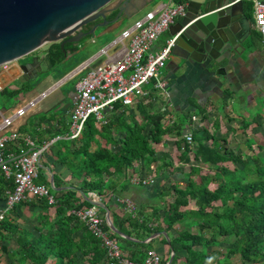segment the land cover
<instances>
[{
    "label": "trees",
    "instance_id": "1",
    "mask_svg": "<svg viewBox=\"0 0 264 264\" xmlns=\"http://www.w3.org/2000/svg\"><path fill=\"white\" fill-rule=\"evenodd\" d=\"M247 6L252 8L251 3ZM50 53L53 64L64 60L58 44L50 47ZM153 98L150 94L138 100L135 109L140 121L129 113L131 109L116 103L104 113V123L90 116L74 141L52 144L53 164L67 168L78 185L73 186L75 191L59 195L52 191L56 195L54 204L36 198L43 210L55 209V218H39V223L48 225V229L44 230V226L37 238L21 242L19 254L23 260L29 264H105L101 241L71 213L91 206L85 198L77 199L78 192L103 196L105 190H113L107 183L127 170L136 172L139 168L156 176L164 168V175L168 170L171 177L163 178L165 185L159 189L161 202L154 204L148 215L138 211L136 218L127 216L120 223L113 216L120 232L130 236L139 230L134 235L137 240L165 232L169 242H163L174 253L170 264H236V258L240 264H264V155L258 154L264 152V144L254 147L247 140L252 153H235L228 148L226 139L216 138L220 123L214 122L212 130L203 125L191 128L186 118L177 117L168 125L163 120L166 113L150 112ZM231 101L233 114H239L236 101ZM261 104L257 113L241 116L244 129L261 116L264 100ZM207 119L203 116L201 120ZM186 130L192 135L191 144L185 142ZM171 134L177 138L179 165L173 174L169 172L174 169L168 156L164 154L163 163L157 164L153 148L154 144L164 147L166 136ZM36 182L45 181L38 175ZM9 185L12 191V180ZM4 224L6 229L13 227L5 218L0 227L5 228ZM123 224L128 225L127 231ZM104 229L108 231L106 226ZM78 231L82 234L76 239ZM224 242H230L229 247H221ZM170 251L161 264L167 263Z\"/></svg>",
    "mask_w": 264,
    "mask_h": 264
},
{
    "label": "crops",
    "instance_id": "2",
    "mask_svg": "<svg viewBox=\"0 0 264 264\" xmlns=\"http://www.w3.org/2000/svg\"><path fill=\"white\" fill-rule=\"evenodd\" d=\"M154 1L155 0H130L128 4L125 5L126 15L124 17L135 15L147 6H151ZM261 1L264 3V0ZM178 2L183 3L180 0H169L168 3ZM240 2H242L241 14L239 13V10H237V17L233 20L232 24L234 37L237 39V43L235 44L236 46H234L235 50L231 51L229 59L225 57V53L220 54L216 51L212 53L210 58H206L202 55V53H195L196 55L194 56L197 60L189 59V53H186L183 49H178L174 53H171L170 57L160 68L158 80H164L166 82V87L161 90L163 92H158L157 94L152 92L151 95L153 97L157 95L158 100L162 99V101H164L167 105L169 111H175L174 115L176 118H186L191 116L196 119V121H203L201 120L203 116L225 118V99H227V101H236L235 91L237 90V86H243L246 89V93H251L250 95H247L251 96L249 100L255 102L262 97L264 100V91L261 89L262 85H264V39L253 26V2L250 0ZM234 3H236L235 0ZM250 3L252 4V8L247 6V4ZM161 4L163 3L154 6L153 9L146 11V13L154 10ZM183 4L185 5V13H188L189 16H193L196 13L197 15L201 14L194 6L191 5L188 9L187 4ZM107 19H109V17H106V20ZM181 20L182 17L177 18L173 25ZM98 21L101 22V20ZM118 24L119 23L117 22L105 27L103 33ZM163 35H165V38L163 42H161L162 44H158L159 38ZM160 37L157 40V45L155 43L154 50L161 48L165 41L170 38L168 29ZM92 42H94V39H92ZM52 45L53 44H49L47 48H44L41 54L33 52L24 56L26 57L24 61L31 58L32 55L40 60H43L45 56L49 55L50 59V47ZM64 48L71 54L78 49V46L72 47L70 45H65ZM95 53L96 52L92 53L91 56L94 57L96 55ZM184 56L187 57V59H184ZM20 59L13 61L9 69L0 71V86L2 87L0 93H4L7 86L12 83L17 81H27L35 76L45 73L36 68L23 70L21 66L25 64H20ZM65 59L66 58L64 57V60ZM44 64V67H46L47 70H50L57 63L53 64L51 62L52 67L50 69H48L46 63ZM165 66L166 72L163 73L162 69ZM27 74L29 75L26 76ZM56 86L50 88L47 92L42 93L44 96L41 94L42 98H40L41 96L37 98L36 104L39 101L46 99V95L56 88ZM20 87L22 88V86H19L10 89L8 95L16 92L17 98L21 97ZM151 88L152 85L150 84L145 87V90H150ZM247 96L241 98L240 100H245ZM73 97L74 94H72V100ZM31 101L32 100L28 101V103ZM36 104L32 108L28 109L22 117L16 118L9 128L1 131L0 138L11 134H16L18 136L16 140L6 142L5 153L14 154L18 153L21 149L24 150L26 148L24 139L26 138H30L35 145L39 146L53 140L57 136H65V134L69 133V111L71 110L73 103L68 108L62 106L58 111H56V109L52 112L46 111L43 114L38 111H31L36 108ZM25 106L26 105H24V107ZM226 107L232 111V104L229 106L227 105ZM20 108H22V106H17L15 112ZM218 108L222 110L221 113L218 111ZM189 122L190 121L187 120V124ZM188 125L191 127L190 124ZM186 133L190 132L186 130L185 134ZM57 141L72 142L74 140L61 139ZM174 141L176 142L177 138ZM55 142L52 144L54 145ZM175 142H173V147H175ZM52 144L41 158L39 175H41V178L45 181L43 184L47 183L46 185L49 186L51 195L55 198L56 195L53 194L52 191H55L57 195H59L58 193L60 192L64 193L75 191L72 188H74L73 186L78 185V181L71 177L70 171L67 168L62 165L53 164L54 157L52 156L50 150L53 146ZM165 144L164 147H166ZM158 174L163 175L160 176V178L155 179V174L153 173L151 174L150 172H145L143 169L139 168L136 172H133L132 169H130L122 175L115 176L111 182H108L107 184H110L109 187H112L113 190H105L103 196H100L95 192L88 194V196L95 195L100 198L99 202L103 203L109 210L111 221L115 229L127 237L126 239L122 238L113 232L108 226L106 212L97 207V210L101 209V212L98 211V213L102 220L101 229L103 233L107 238L115 240L117 246L122 251L124 258H126L129 262L143 263L146 253L150 250L158 253L161 261H163L167 258L170 251L169 246L163 242V239L166 241L163 235L154 238H151L153 235H150V237L145 240H137L134 235L135 233L139 234V230H136L130 236H127L126 234L120 232L113 222V216H115L116 222L120 223L123 222L127 216L136 218L139 213L138 211L144 213L145 215L151 213L152 206L161 202L159 199V189L161 190L163 185H165L163 178H167L169 175L168 172L164 175V172L161 171ZM135 175H154V182L143 187L133 186L129 182V177ZM11 180L12 179L7 178L0 169V213H2V211L6 208V197L7 194L11 192V186L9 185ZM82 194L81 192H78L79 196H76L78 200L80 199V196L84 198ZM36 200V198L30 197L27 203L17 204L10 212L6 213V223H8V225H12L13 227L6 229L5 224V228L0 227V264H29L28 260L25 261L21 258V254H19V245H21V242L23 241L37 238L39 236L40 228L43 229L45 226L44 230L48 229L46 228L48 225L42 226V224L39 223V218L42 215L48 216L50 220L55 218V209L53 207L43 210L40 202ZM130 204L131 206H129ZM73 211L74 210H72L71 213L75 215ZM82 223L85 225L84 222ZM104 226L108 228V231H105ZM122 227L124 231L128 230L127 224H123ZM81 234V231H78L75 238H80ZM140 235H143V232H141ZM96 238L101 241L100 238ZM128 242H130L131 245L128 244ZM152 243H155L157 246H151ZM104 259L105 264H107L106 250Z\"/></svg>",
    "mask_w": 264,
    "mask_h": 264
},
{
    "label": "built area",
    "instance_id": "3",
    "mask_svg": "<svg viewBox=\"0 0 264 264\" xmlns=\"http://www.w3.org/2000/svg\"><path fill=\"white\" fill-rule=\"evenodd\" d=\"M238 1L244 0H235ZM250 1L253 2V26L264 39V3L261 0ZM184 14L183 3L161 4L124 29L116 39L81 65L78 72L82 70L87 72L75 85L73 106L69 111L68 134L57 136L39 146L30 138H26L24 139L26 148L14 154L5 153V146L6 142L16 140L18 136L11 134L0 138V169L14 184L13 190L7 194L6 208L0 213V222L15 205L28 201L30 197L45 198L49 204L55 203L49 186L36 183L41 158L53 142L61 139L75 140L80 136L90 116L104 123V113L111 110L114 104L120 103L123 108L133 110L140 98H145L152 92L157 94L166 87L164 80H158L159 71L170 57L177 36L168 38L159 49L154 50L153 47L158 38ZM98 60H101L100 63L91 67ZM12 62L0 64V71L9 69ZM150 84L152 88L145 90ZM1 89L0 86V91ZM36 102L37 100L29 102L10 116H3L0 113V133L9 128L16 118L22 117ZM184 139L191 144V133L184 134ZM129 182L133 186H148L154 182V176L135 175L129 177ZM89 197L94 202L100 201L98 196ZM74 213L94 236L101 239L106 250L107 264H161L160 255L153 250L146 253L143 263L127 261L115 240L107 238L103 233L97 206L91 205Z\"/></svg>",
    "mask_w": 264,
    "mask_h": 264
},
{
    "label": "water",
    "instance_id": "4",
    "mask_svg": "<svg viewBox=\"0 0 264 264\" xmlns=\"http://www.w3.org/2000/svg\"><path fill=\"white\" fill-rule=\"evenodd\" d=\"M130 0H0V64L18 60L27 56L46 44H59L62 55L70 54L65 45L77 47L83 39L92 37L98 28H105L126 15V6ZM189 6H194L201 14L189 16L168 28L169 36L176 37L171 53L183 49L189 53V59H195V53H202L210 58L212 53L224 54L229 59L231 51L235 50L237 39L234 37L233 20L242 2L234 0H180ZM116 2V3H115ZM117 12L108 21L107 15ZM101 20V22H98ZM187 59V57H183ZM52 67L49 55L43 60L33 57L31 62L22 65L23 70L36 68L42 72ZM82 67V66H81ZM80 67V68H81ZM79 68V69H80ZM78 69V70H79ZM76 70L74 73H77ZM73 73V74H74ZM82 194V193H81ZM82 196L93 206L106 212L109 228L121 236L112 224L109 210L103 203ZM163 235L156 233L151 238ZM174 253L171 250L170 264Z\"/></svg>",
    "mask_w": 264,
    "mask_h": 264
},
{
    "label": "rangeland",
    "instance_id": "5",
    "mask_svg": "<svg viewBox=\"0 0 264 264\" xmlns=\"http://www.w3.org/2000/svg\"><path fill=\"white\" fill-rule=\"evenodd\" d=\"M168 2L169 0H155L151 6H147L145 9L141 10L135 15L130 17L120 18L118 20L119 24L117 26L112 27L110 30H108L105 33H103L104 28L96 29L92 37L83 39L80 42V44L78 45V49L75 52H72L70 55H68V57L64 61L57 63L47 72L35 76L34 78H31L27 81H17L15 83L10 84L9 86H7V89L4 93H0V112L3 115L9 116L15 112L17 106L24 107V105H28L29 104L28 101L30 100L35 101L37 98L41 96L42 93L47 92L50 88L56 85H57L56 88H54L51 92H49L46 95V99L39 101L36 104V108L31 111L32 112L38 111L41 114H43L46 111L52 112L56 109H57L56 111H58L62 106L68 108L73 103L72 94L75 93V85L86 74L87 70H82L74 74L73 72L76 71L79 67H81V65H83L85 62H87L92 57L91 56L92 53L96 52L95 54H97L102 46L116 39L124 29L130 27L131 25L134 24L136 20L142 18L145 15L146 11L153 9L154 6L160 3L167 4ZM164 38L165 35L160 37L158 40V44H162L161 42H163ZM92 39H94V42H92ZM48 45L49 44L44 45L35 52L41 54L44 48H47ZM156 45H157V41H156ZM153 48H155V44ZM25 58L26 57L20 59V64H23L25 62L24 61ZM28 60L29 59H27L26 62H28ZM100 61L101 60H98L97 62L93 63L91 67L98 65ZM162 72L163 73L166 72V66L163 67ZM19 86H22V88L21 87L19 88L21 97L17 98L16 95H8L10 89ZM236 89L237 90L235 91V97L238 106L237 113L239 114H233V112L226 107L227 105L229 106L232 103V101L231 100L227 101V99H225V118L210 116L207 117L208 118L207 121H196V119L189 116L186 117V119L190 121L188 124H190L191 127L203 125L204 127L207 126L209 130H212L211 127V125H213L212 123L214 122L220 123L221 128H219V130L217 131L216 138L218 140L226 139L228 142V148L233 149L235 153H245L250 155L252 152L249 151L247 148V144H246L247 140H250L252 144H255L254 147L256 146V144H264V111H262L261 116H257L255 118V123L254 124L252 123L250 126L246 127V129L242 127L241 116L248 117L249 116L248 114L251 115L253 113H257L262 106L261 102L263 101V97L253 102L249 100L251 96H247V95H250L251 93H246L245 87L237 86ZM261 89L264 91V85H262ZM158 92L161 93L163 91H158ZM245 96H247L245 100L243 101L240 100ZM153 99L154 100L152 101V108H150V112L153 114L157 112L162 114L163 110H165L164 113L167 114L165 115V118L163 120L166 124L171 125L173 121L177 119L174 115L175 111L174 112L169 111L164 101H162V99L158 100L157 95L154 96ZM253 103L254 106L256 105L255 107L253 106ZM243 106H248V107L245 108ZM218 111L220 113L222 112L220 108H218ZM129 113L135 115L136 121H140V117L135 109H133L132 112ZM226 116L231 118L230 121L227 120ZM174 140H176V137L173 136V134H171L166 136L164 140L165 141L164 143H166L165 144L166 147L156 144L153 145V148L157 153L156 158L159 164L163 163L165 159L164 154L168 156L169 159L167 160L173 163L174 170L169 171L172 174H173L172 171L177 170L179 167V165L176 163L177 152L175 150V147H173L174 146L173 142H175ZM258 154L260 156H263L264 152H258ZM155 165L156 164H153V166ZM164 171L165 169L163 168L161 172ZM158 175L155 176V179L160 178L161 175L159 176ZM167 177H171V174H169ZM169 184L171 183L169 182ZM98 211L101 212V209H99ZM229 244L230 242L228 243L224 242L221 245V247L223 248L229 247ZM151 246L155 247L157 245L155 243H152ZM233 262L236 264H240L238 258L234 259Z\"/></svg>",
    "mask_w": 264,
    "mask_h": 264
},
{
    "label": "flooded vegetation",
    "instance_id": "6",
    "mask_svg": "<svg viewBox=\"0 0 264 264\" xmlns=\"http://www.w3.org/2000/svg\"><path fill=\"white\" fill-rule=\"evenodd\" d=\"M114 13V15L112 16V14ZM113 13H111V14H109V15H107V17H109V19H107V20H112L114 17H115V15H116V11L115 12H113ZM98 22H100V21H98ZM33 58V55L31 56V58H29V60H28V62H24L23 64H27V63H29L30 61H31V59ZM29 74H27L26 76H28Z\"/></svg>",
    "mask_w": 264,
    "mask_h": 264
}]
</instances>
